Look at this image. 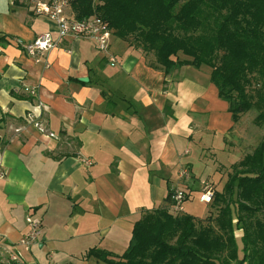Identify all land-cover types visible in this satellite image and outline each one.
Returning <instances> with one entry per match:
<instances>
[{"label": "crops", "instance_id": "0c3cea01", "mask_svg": "<svg viewBox=\"0 0 264 264\" xmlns=\"http://www.w3.org/2000/svg\"><path fill=\"white\" fill-rule=\"evenodd\" d=\"M45 32L56 26L31 0H0V264H106L85 255L125 253L144 212L181 188L178 169L194 139L212 148L194 116L219 124L211 106L226 105L213 85L198 82L193 96L192 80H175V71L152 66L125 41L114 46V35V66L83 37L62 40L40 62L14 45ZM204 173L179 188L187 198L200 193ZM29 215L41 221L42 236L26 245Z\"/></svg>", "mask_w": 264, "mask_h": 264}, {"label": "trees", "instance_id": "16d2710c", "mask_svg": "<svg viewBox=\"0 0 264 264\" xmlns=\"http://www.w3.org/2000/svg\"><path fill=\"white\" fill-rule=\"evenodd\" d=\"M70 9L78 20L99 16L112 35L154 53L166 74L209 67L234 124L252 108L250 82L264 86V0H71ZM171 195L135 223L122 256L93 248L85 257L106 264H264V137L209 204L218 208L220 234L198 229L194 216L172 215Z\"/></svg>", "mask_w": 264, "mask_h": 264}, {"label": "rangeland", "instance_id": "374dc122", "mask_svg": "<svg viewBox=\"0 0 264 264\" xmlns=\"http://www.w3.org/2000/svg\"><path fill=\"white\" fill-rule=\"evenodd\" d=\"M114 41V46H116L119 41L121 42L120 48L124 46L123 40L115 37ZM135 49L140 50L144 55H146L149 64H152V66L164 71V68L157 63L154 53L143 50L140 46H137ZM180 58L185 59V57L182 55H180ZM183 67L186 66L172 69L169 73L175 71V80H178L182 77L192 80L191 82L193 83V89L190 92L193 96L196 94L195 85H199L201 89V83L198 82L204 83L203 80H205L209 86L213 85V83L210 81L211 69L209 67L202 66L200 69H195L191 66H188L189 70H183ZM247 90L252 102V108L243 114L239 122L236 124H234L231 120V114L228 112V104L225 101L224 104L226 106H223L224 110L222 112H219L218 109L220 108H214L211 106V113L217 110L218 115L220 116V118L215 116V118H219V124L212 125L211 117L213 116L210 114H207L204 117L201 115L194 116L197 122L200 121V124L204 125L203 128H207V130L203 132L204 135L201 137L202 139L204 137L203 143L206 144V146L212 148L201 149V146L198 147L197 145L200 141L199 137L195 138L194 140L197 144L192 143L193 145H191L189 148L191 155H188L185 158L188 161L183 163L182 167L178 169V181L182 183L181 188L179 187L180 189H184L185 186L183 185H186V182L190 180L199 183L200 175L205 171L203 175L204 181H201L200 185V193H192L191 197L187 198L185 201V203L190 201L186 207L184 205L187 210L185 214L194 216L189 212L200 213V211L203 212L204 210H208V213L211 214V216H209L207 221L205 219L208 216L203 219H199V221L196 223V226L198 229L210 227L214 230L215 234L221 233L217 228L216 222L214 221L215 217L219 213L218 208L213 204L207 206L206 204L200 202L199 198L201 192L205 187L212 188L214 193L222 192L228 176L233 172L234 166L238 164L247 154L252 153L264 137V118L260 116L264 115V86L260 80L253 79L250 82ZM216 92L218 94L217 88ZM195 103L197 104V108H195L196 110H200V108H204L205 106L204 100L200 98L195 100ZM210 124L213 128L210 127ZM215 127L218 129H224L223 132L221 131L223 134L216 132L215 130L217 128ZM236 237L241 249L240 231L236 232ZM241 257L242 253H240V258Z\"/></svg>", "mask_w": 264, "mask_h": 264}, {"label": "built area", "instance_id": "2783aa9c", "mask_svg": "<svg viewBox=\"0 0 264 264\" xmlns=\"http://www.w3.org/2000/svg\"><path fill=\"white\" fill-rule=\"evenodd\" d=\"M70 2L71 0H31L34 13L53 23L56 26V32L41 33L31 41L16 39L14 45L28 57L40 62L43 56L58 47L62 40L69 37H83L91 40L97 51L107 57L110 64L114 66L117 63V58L110 53L112 32L107 23L97 15L82 20L76 19L72 12V16L68 15V8L71 10ZM31 94H35L33 89ZM39 128L43 132V128L40 126ZM84 163L87 167L92 166L90 160H85ZM0 177H3L1 168ZM213 199L214 191L210 187H205L200 195V202L209 205ZM186 200L187 194L184 190L178 189L172 192L169 212L172 215L183 213ZM26 222L30 230L23 242L30 245L37 242L42 236L41 221L33 215H29ZM13 259L17 260L16 257Z\"/></svg>", "mask_w": 264, "mask_h": 264}, {"label": "water", "instance_id": "95a60500", "mask_svg": "<svg viewBox=\"0 0 264 264\" xmlns=\"http://www.w3.org/2000/svg\"><path fill=\"white\" fill-rule=\"evenodd\" d=\"M83 81H86V79H82Z\"/></svg>", "mask_w": 264, "mask_h": 264}]
</instances>
